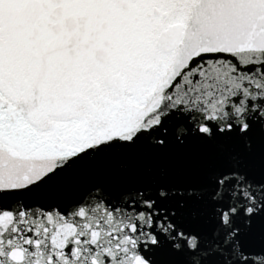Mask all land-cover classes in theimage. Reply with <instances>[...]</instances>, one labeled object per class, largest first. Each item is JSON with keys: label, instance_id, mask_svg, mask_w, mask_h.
Wrapping results in <instances>:
<instances>
[{"label": "snow or ice", "instance_id": "6c2138e0", "mask_svg": "<svg viewBox=\"0 0 264 264\" xmlns=\"http://www.w3.org/2000/svg\"><path fill=\"white\" fill-rule=\"evenodd\" d=\"M190 144L196 179L34 199L102 153ZM258 223L264 0H0V264H264Z\"/></svg>", "mask_w": 264, "mask_h": 264}, {"label": "water", "instance_id": "95a60500", "mask_svg": "<svg viewBox=\"0 0 264 264\" xmlns=\"http://www.w3.org/2000/svg\"><path fill=\"white\" fill-rule=\"evenodd\" d=\"M207 162L205 153L196 145L173 149L161 158H152L143 151L127 154L111 150L90 158L64 173L57 181L46 186L34 199L41 203H67L96 186L113 194L119 193L137 183L143 168L150 165L155 171L167 170L175 181L196 179L199 168ZM186 225L202 226V220L193 221L190 211L182 218ZM253 249L264 246V229L258 223L247 240ZM160 260H177V257L160 255Z\"/></svg>", "mask_w": 264, "mask_h": 264}]
</instances>
